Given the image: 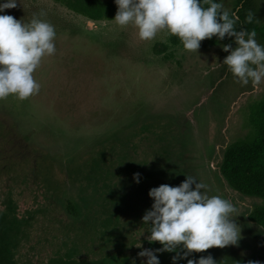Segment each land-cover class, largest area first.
I'll list each match as a JSON object with an SVG mask.
<instances>
[{"label": "rangeland", "instance_id": "374dc122", "mask_svg": "<svg viewBox=\"0 0 264 264\" xmlns=\"http://www.w3.org/2000/svg\"><path fill=\"white\" fill-rule=\"evenodd\" d=\"M251 9L264 25V0ZM41 12L56 51L34 70L40 91L0 99V250L11 264H141L136 245L162 247L142 223L149 190L186 175L229 200L241 227L237 245L189 258L264 264V229L248 220L264 200L219 173L227 149L256 139L251 114L264 101V81L242 85L222 63V45L235 47L234 38L187 51L171 46L166 30L141 40L134 25L92 21L53 0H18L4 14L28 23ZM173 255L159 253L160 264Z\"/></svg>", "mask_w": 264, "mask_h": 264}, {"label": "clouds", "instance_id": "9594fccd", "mask_svg": "<svg viewBox=\"0 0 264 264\" xmlns=\"http://www.w3.org/2000/svg\"><path fill=\"white\" fill-rule=\"evenodd\" d=\"M18 0H0V99L15 95L19 100L37 94L40 84L33 76L44 56L56 51L54 26L34 15L28 22L4 14L17 6ZM118 25H134L141 40H151L162 30L179 38L187 51H198L201 41L213 36L222 41L234 38L235 47L222 45L228 55L223 59L233 77L242 84L254 86L264 81V45L256 40V32L236 27L238 16L225 10L222 0H114ZM249 12L246 22L251 23ZM140 173L133 179L140 182ZM186 175L178 186L161 184L149 190L151 208L142 216L150 233L149 243L162 247L141 248V264H160L159 253H175L172 264H217L209 254L190 259L193 253L212 247L237 245L241 227L235 222L234 205L219 195H208L207 185ZM194 186V187H193ZM248 264H259L249 261Z\"/></svg>", "mask_w": 264, "mask_h": 264}, {"label": "trees", "instance_id": "16d2710c", "mask_svg": "<svg viewBox=\"0 0 264 264\" xmlns=\"http://www.w3.org/2000/svg\"><path fill=\"white\" fill-rule=\"evenodd\" d=\"M66 7L68 10L84 16L92 21H113L117 11L114 0H53ZM239 8L236 11L238 21L242 27L255 31L264 43V25L259 26L253 19L246 22V16L252 11V0H237ZM209 45H216L220 41L213 36L206 38ZM171 46H182L178 37L169 36ZM167 47L156 51L164 54ZM251 122L256 131V139L241 147L227 149L219 168L220 176L231 188L246 196H255L264 200V101L253 108ZM144 133L140 136L138 144ZM84 185L85 180L81 181ZM248 220L264 229V206L253 209ZM2 236V234H0ZM9 235V234H8ZM12 260V259H11ZM9 255L5 250H0V264H11Z\"/></svg>", "mask_w": 264, "mask_h": 264}]
</instances>
